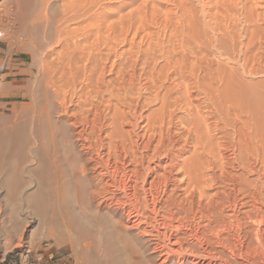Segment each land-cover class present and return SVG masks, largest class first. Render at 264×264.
<instances>
[{
  "label": "bare ground",
  "instance_id": "bare-ground-1",
  "mask_svg": "<svg viewBox=\"0 0 264 264\" xmlns=\"http://www.w3.org/2000/svg\"><path fill=\"white\" fill-rule=\"evenodd\" d=\"M4 1L0 231L20 239L23 204L75 264H264V85L247 78L264 0Z\"/></svg>",
  "mask_w": 264,
  "mask_h": 264
},
{
  "label": "rangeland",
  "instance_id": "rangeland-1",
  "mask_svg": "<svg viewBox=\"0 0 264 264\" xmlns=\"http://www.w3.org/2000/svg\"><path fill=\"white\" fill-rule=\"evenodd\" d=\"M4 2H5L4 0H0V8H3ZM161 5H162L161 8L163 10L170 7V5L167 2H162ZM130 7L131 6L124 7L122 12L129 10ZM0 48L4 49V44H0ZM230 49H231L230 45H225V49H223L225 50V52L229 53L226 54L228 57H231L233 55L232 50L230 51ZM6 56L7 55L4 56L5 61H6ZM15 56L16 59L14 61L17 64H19V67L22 69V72L23 71L25 72L26 70H29L31 72L30 55L27 52L24 53L21 51V52H17ZM220 60L225 63V66L228 65L226 67L232 68L238 66L236 62L234 60H231L230 58H222ZM30 75H32V73ZM247 78L254 82H257L258 86L261 89H263V85H264L263 73H256L254 75H249L247 76ZM19 79L21 80V82L28 79L29 81H32L34 77L32 78V76H29V78H26V76L21 74L19 75ZM24 168L26 167H23V169L21 170V175L23 177H26L27 175L26 173H24L25 172ZM27 185L28 183L25 185L26 187L24 190H29V188H32V185H28V186ZM1 205L3 209L5 204H1ZM22 205L23 204L19 206L21 207L19 208L21 209L19 214L21 218L24 219V223L25 222L26 223L25 224L23 223L24 225L22 228L24 229L20 239L18 240V237L14 236L15 238L9 240V237L6 236L7 234L6 233L4 234L3 231H0L1 233L0 234V264H73V263L75 264L74 258L67 244L65 243L57 244L52 238L47 237L48 234H50L49 236H51V233L53 232L52 231L53 226L52 229L51 227L50 229L49 228L47 229L48 232L47 230L45 231L47 232L46 234H44L43 236L40 235L41 237L39 236L31 237L32 235L30 236V234H32L33 227L36 225V217L32 213L30 214L24 208V205L23 206ZM0 219H4L1 222H5V219H7L6 214L3 215L1 213ZM8 240L9 242L15 240L14 241L15 243L11 242L12 244L10 243L11 244L10 248L6 249L5 243L8 242Z\"/></svg>",
  "mask_w": 264,
  "mask_h": 264
}]
</instances>
